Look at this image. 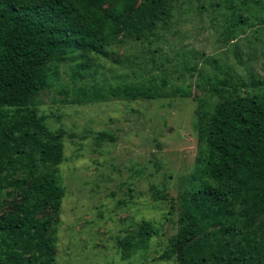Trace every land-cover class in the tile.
<instances>
[{
	"label": "trees",
	"instance_id": "1",
	"mask_svg": "<svg viewBox=\"0 0 264 264\" xmlns=\"http://www.w3.org/2000/svg\"><path fill=\"white\" fill-rule=\"evenodd\" d=\"M177 1L0 0V264H56L66 195L56 172L65 160L67 132L52 131L36 106L52 86L53 68L79 60V70L87 71L121 38L143 40L157 32ZM239 22L246 20L239 16ZM210 83L219 101H199L195 166L172 203L177 232L159 259L264 264V81L235 82L226 75ZM84 94L75 103L162 97L155 86L136 83ZM107 137L100 133L98 144ZM8 193L14 205L1 213ZM158 235L152 222H143L118 239L119 252L128 258L147 251Z\"/></svg>",
	"mask_w": 264,
	"mask_h": 264
},
{
	"label": "rangeland",
	"instance_id": "2",
	"mask_svg": "<svg viewBox=\"0 0 264 264\" xmlns=\"http://www.w3.org/2000/svg\"><path fill=\"white\" fill-rule=\"evenodd\" d=\"M215 1L178 0L157 32L121 38L87 71L79 70V60L53 68L52 86L36 106L52 131L67 132L56 172L66 188L56 264H176L159 257L177 232L172 203L195 166L199 101H219L210 92L214 78L264 81V0H221L222 7H213ZM120 83L153 85L162 97L75 103L85 92ZM100 133L108 137L99 145ZM5 199L1 213L14 205L11 194ZM146 221L159 235L147 251L123 258L118 239Z\"/></svg>",
	"mask_w": 264,
	"mask_h": 264
}]
</instances>
